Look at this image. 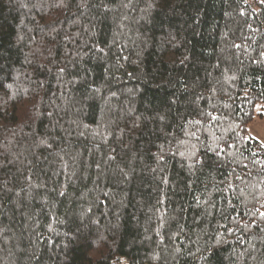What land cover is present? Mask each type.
Segmentation results:
<instances>
[{
	"label": "trees",
	"instance_id": "trees-1",
	"mask_svg": "<svg viewBox=\"0 0 264 264\" xmlns=\"http://www.w3.org/2000/svg\"><path fill=\"white\" fill-rule=\"evenodd\" d=\"M259 102L264 0H0V264H264Z\"/></svg>",
	"mask_w": 264,
	"mask_h": 264
},
{
	"label": "rangeland",
	"instance_id": "rangeland-1",
	"mask_svg": "<svg viewBox=\"0 0 264 264\" xmlns=\"http://www.w3.org/2000/svg\"><path fill=\"white\" fill-rule=\"evenodd\" d=\"M248 134L250 137L256 138L257 140H259L264 144V104L263 103L259 102L256 106V116L248 127Z\"/></svg>",
	"mask_w": 264,
	"mask_h": 264
}]
</instances>
